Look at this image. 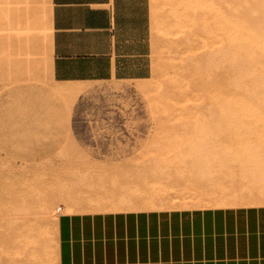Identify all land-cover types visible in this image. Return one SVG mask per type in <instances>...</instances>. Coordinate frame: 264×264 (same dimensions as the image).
Returning <instances> with one entry per match:
<instances>
[{"label": "rangeland", "instance_id": "rangeland-1", "mask_svg": "<svg viewBox=\"0 0 264 264\" xmlns=\"http://www.w3.org/2000/svg\"><path fill=\"white\" fill-rule=\"evenodd\" d=\"M0 12V264H57L58 217L125 208L143 175L145 208L264 206V0H148L140 80L55 81L49 0Z\"/></svg>", "mask_w": 264, "mask_h": 264}, {"label": "crops", "instance_id": "crops-1", "mask_svg": "<svg viewBox=\"0 0 264 264\" xmlns=\"http://www.w3.org/2000/svg\"><path fill=\"white\" fill-rule=\"evenodd\" d=\"M49 2L53 80L149 76L148 0ZM163 175L153 177L172 182ZM145 177L131 186L125 208L59 216L57 264H264V206L145 208ZM159 192L152 200L169 202Z\"/></svg>", "mask_w": 264, "mask_h": 264}, {"label": "bare ground", "instance_id": "bare-ground-1", "mask_svg": "<svg viewBox=\"0 0 264 264\" xmlns=\"http://www.w3.org/2000/svg\"><path fill=\"white\" fill-rule=\"evenodd\" d=\"M9 5H10V4H9ZM10 10H11V9H10ZM225 12H226V11H225ZM0 13H1V12H0ZM6 13H7V12H6ZM249 14H250V13H249ZM4 15H5V14H4ZM4 15H3V13H2L1 16H4ZM6 15H7V14H6ZM6 15H5V16H6ZM5 16H4V17H5ZM8 16H9V15H8ZM8 16H7V17H8ZM12 16H13V15H12ZM250 16H251V15H250ZM10 17H11V16H10ZM7 19H9V17H8ZM10 19H12V17H11ZM35 19H36V18H35ZM259 19H260V18H259ZM259 19H258V20H259ZM12 20H13V19H12ZM29 20L31 21V18H30ZM223 20H224V18H223ZM258 20H257V21H258ZM30 21H29V22H30ZM11 22H12V21H11ZM224 22H226V20H225ZM12 23H13V22H12ZM30 23H31V22H30ZM30 23H29V24H30ZM256 23H257V22H256ZM224 24H225V23H224ZM227 24H228V23H227ZM258 24H259V23H258ZM30 26H31L32 30H30V32H28V37L30 36V38H31V37H33V36L35 35V33H34V31H35V27H33V22L30 24ZM260 26H261V25H260ZM229 27H230V26H229ZM244 27H245V26L242 25L241 29H243ZM224 28H225V26H224ZM29 29H30V28H29ZM244 29H245V28H244ZM246 29L248 30V28H246ZM246 29L243 30V32L246 31L245 33H247V30H246ZM250 30H251V29H250ZM250 30L248 31V33L253 31V30H252V31H250ZM259 32H260V31H259ZM29 33H30V35H29ZM252 34H253V33H252ZM258 34H259V33H258ZM248 35H249V34H248ZM246 36H247V35H246ZM250 36H251V35H250ZM254 36H256V35L254 34ZM259 36H260V34L258 35V37H259ZM28 37H27V38H28ZM258 37H257V38H258ZM261 37H262V36L259 37V40H260ZM255 38H256V37H255ZM34 41H35V40H33V42H34ZM257 41H258V40L256 39V42H257ZM33 42H32V43H33ZM259 42H260V41H259ZM259 42H258V43H259ZM262 42H263V41H262ZM30 43H31V41H30ZM33 44H34V43H33ZM260 44H262V43L260 42ZM250 45H251V44H250ZM29 46H31V48H32V45H31V44H30ZM33 46H34V45H33ZM258 46H259V45L255 46V47H258ZM262 46H263V45H262ZM31 48H29V49H31ZM34 49H35V48H34ZM34 49H33V50H34ZM256 49L259 50V48H256ZM256 49H255V50H256ZM31 50H32V49H31ZM31 50H30V51H31ZM33 50H32V52H33ZM261 50H262V49H261ZM263 50H264V49H263ZM263 50H262V51H263ZM32 52H31L30 54H32V56H33V53H34V52H33V53H32ZM254 53H256V51H255ZM259 56H260V55H259ZM262 57H263V56H262ZM32 58H33V57H32ZM28 60H29V59H28ZM30 61H31V58H30ZM240 64H241V63H240ZM30 65H31V64H30ZM243 68H244V67H243ZM263 76H264V75H263ZM230 79H231V78H230ZM256 81H257V80H256ZM255 105H256V104H255ZM242 106H243V105H242ZM246 106H247V105H246ZM250 107H251V106H250ZM246 108H247V107H246ZM251 108H252V107H251ZM247 109H248V108H247ZM249 109H250V108H249ZM254 109H255V108H254ZM252 110H253V109H252ZM256 111H257V110H256ZM254 114H255V113H254ZM256 128H257V127H256ZM262 138H263V137H262ZM262 144H263V143H262ZM242 148H243V147H242ZM247 155H248V154H247ZM260 161H262V160H260ZM253 170H254V169H253ZM254 189H255V188H254ZM260 193H261V192H260Z\"/></svg>", "mask_w": 264, "mask_h": 264}]
</instances>
